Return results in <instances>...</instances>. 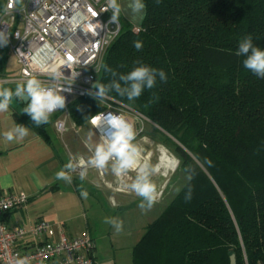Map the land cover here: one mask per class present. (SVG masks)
I'll list each match as a JSON object with an SVG mask.
<instances>
[{
  "label": "trees",
  "instance_id": "16d2710c",
  "mask_svg": "<svg viewBox=\"0 0 264 264\" xmlns=\"http://www.w3.org/2000/svg\"><path fill=\"white\" fill-rule=\"evenodd\" d=\"M140 30H123L103 64L124 73L135 62L163 69L167 81L125 103L148 118L169 143L185 184L148 223L132 248V264H264V79L243 67L239 41L264 49V0H144ZM135 41L143 47L137 50ZM5 55L0 52V75ZM112 77L101 69L99 82ZM3 87L15 90L16 86ZM18 125L46 137L13 98ZM17 109V108H14ZM103 107L79 97L71 121L85 125ZM57 115H54L56 118ZM191 175V179H188ZM189 188L190 200L186 199Z\"/></svg>",
  "mask_w": 264,
  "mask_h": 264
},
{
  "label": "built area",
  "instance_id": "2783aa9c",
  "mask_svg": "<svg viewBox=\"0 0 264 264\" xmlns=\"http://www.w3.org/2000/svg\"><path fill=\"white\" fill-rule=\"evenodd\" d=\"M106 2L0 0V31L9 40L0 52L13 56L17 65L14 74L0 75V80L5 82L3 86H16L35 78L47 87L71 88L61 93L66 98L65 108L51 114L57 115L52 125L61 136L70 118L68 106L79 97L99 103L103 110L98 114H122L133 124L143 117L138 110L116 99L107 96L99 101L90 94L95 93L92 85L101 72L95 69L123 30L121 17L118 25L109 23L112 13L104 11ZM131 30L138 32L140 25H133ZM54 73H59V77ZM27 200L22 191L0 194V264H15L16 259L24 257L29 264H94L95 244L88 234L68 237L60 232L55 239L52 226L44 219L29 226L7 227L3 215L24 206ZM26 237L33 239L31 249L19 251L16 245Z\"/></svg>",
  "mask_w": 264,
  "mask_h": 264
},
{
  "label": "crops",
  "instance_id": "0c3cea01",
  "mask_svg": "<svg viewBox=\"0 0 264 264\" xmlns=\"http://www.w3.org/2000/svg\"><path fill=\"white\" fill-rule=\"evenodd\" d=\"M118 2L124 5L127 0H118ZM121 19L123 23L131 26L140 25L142 21V18L132 21L123 13ZM4 64L5 62L3 67ZM3 74L5 73L2 68ZM15 110H19L18 104L12 100L9 111L0 113V194L22 191L27 195L28 200L24 206L10 210L3 215L6 226H29L37 219H44L52 226L55 239L60 232L68 237L88 234L95 244L94 264H132V248L141 237L145 226L152 220L146 224L140 221L142 226L139 228V232H136L131 225L133 220V217L130 218L131 215L114 218L123 222L122 230L117 231L110 224L108 228L110 250L101 251L97 250L96 240L92 235L93 227L87 218L86 211L88 207L93 206L94 201H99L97 196L109 203L111 207L119 209L127 208L135 201H142V198L132 190L124 188L125 186L120 181L121 178L112 173L111 162L109 163L110 167L106 169L107 172L105 169L100 170L92 167L89 164L90 157L86 150L78 152L76 156L69 154L62 148L57 134L51 138L45 131L46 137H43L32 127L26 126L29 129L26 137L14 139L11 142L6 141L4 133L14 129L18 124L13 116ZM86 125L87 123L83 126H76L73 122L72 124L67 123L64 134L68 135L71 132L78 137L79 134L76 131ZM89 127L90 129H88ZM89 127H85L83 132L89 133L90 130H93L97 135L94 138L88 137L91 141L90 151L93 155L95 145L101 141L100 134L102 135L108 130L105 129L103 123L100 129L97 128L100 134L95 127V129L93 128L91 122ZM163 155L170 159L161 150L157 166L164 163V168H170L163 161ZM69 160H72L80 169V175H77L75 171L69 172L72 177L71 183L56 178V173L60 170L69 171L64 167ZM82 171L85 173L83 179L81 178ZM87 187L93 189L94 192H90L86 189ZM83 191L88 193L87 198L81 195ZM32 241L31 237H26L17 243L16 247L19 251H28L31 249Z\"/></svg>",
  "mask_w": 264,
  "mask_h": 264
},
{
  "label": "clouds",
  "instance_id": "9594fccd",
  "mask_svg": "<svg viewBox=\"0 0 264 264\" xmlns=\"http://www.w3.org/2000/svg\"><path fill=\"white\" fill-rule=\"evenodd\" d=\"M147 5L144 0H127L122 5L118 0H107L104 11H111L109 23L116 25L120 22L123 13L130 20L135 21L146 15ZM9 40L8 35L4 31H0V47L7 46ZM134 47L140 50L143 47L141 41H135ZM236 55L243 56V67L254 74L256 77L264 79V49L254 45L253 38L246 36L239 41ZM39 62V61H38ZM138 66L131 71L117 73L116 70L105 64H100L95 70L99 72L103 69L112 77L107 84L97 81L92 85L95 89L93 94L99 101L104 100L108 94L115 91L119 96L126 97L128 101H134L139 98L145 89H152L157 83V78L161 82L167 81V74L163 69H156L140 62H135ZM56 78L59 73H54ZM5 82L0 80V113L8 112L13 98L22 101L25 97L29 98V102L24 106L23 113L27 114L34 125L40 127L49 123L50 116L57 110H62L66 105V98L62 92L71 91L66 87H47L40 80L31 78L26 83H18L15 90L3 87ZM104 123L108 129L106 133H102L100 143L95 145L93 155L89 158V164L100 170L107 169L111 162V171L117 177H121L130 171H136V176L128 187L139 197L142 202L139 205L145 207V203L150 208L157 199V187L150 179L151 175L159 171V166H152L149 162H141L142 148L133 143L137 132L132 122H129L122 114L108 113L96 114L91 117V124L99 128ZM29 133V129L24 125H18L4 133L6 141L14 139H23ZM65 170L56 173L58 180H64L71 183L72 177L70 171H74L77 167L72 160L64 166ZM85 173L81 172L83 179ZM189 175L188 179H191ZM81 195L87 198L88 193L83 191ZM192 190L189 188L185 198L190 200ZM105 223L113 225L117 231H121L123 227L122 221L114 218H105ZM15 264H29L27 257L18 258Z\"/></svg>",
  "mask_w": 264,
  "mask_h": 264
},
{
  "label": "rangeland",
  "instance_id": "374dc122",
  "mask_svg": "<svg viewBox=\"0 0 264 264\" xmlns=\"http://www.w3.org/2000/svg\"><path fill=\"white\" fill-rule=\"evenodd\" d=\"M5 58V64L3 67L4 73L14 74L17 69L14 57L11 55H7L5 56ZM54 119V116H50L49 124L46 127L48 135L53 138L55 137V134H57V138H59L58 141H60L59 143H61L62 148L65 149V151H67L69 154L76 156L78 152H85L86 150L88 156L91 157L92 153L90 150L92 146L90 145L91 141L88 137L94 138L97 137V135L93 132V130H90L91 132L89 133L83 132L85 127H89V120L85 122L87 123V125L84 126V128L76 131L79 134L78 137L74 136L71 132H69L68 135L64 134L61 137V135H59L55 131L52 125V121ZM67 123L72 124L70 118L68 119ZM134 126L137 135L133 143H137L143 150L141 154V161H147L152 166H157L159 163L161 150H163L165 154L170 158L172 167L170 166V168H160L158 172L151 175L150 179L153 183H155L158 195L156 203H153L150 208L147 206L146 202H144L145 207L141 208L139 206L142 202L141 200L135 201L127 208H113L109 205V203L103 201V199L101 200L99 196H97L99 201H94L91 208L86 207L87 218L88 220H90L91 226L93 227L92 235L96 240L97 250H110V238L108 237V228L110 224L104 222L105 218L117 219L118 217H129L131 215L130 218L132 219L133 217L131 223L132 228H134V231L139 232V228L142 226V223L140 221H143V223L146 224L156 218L187 180V178L179 170H177V158L167 148L169 147V143L165 142L166 145H164L162 143L155 142L152 139L153 137H156L164 140V136L154 130L155 125L148 118L141 116L138 118V120H136ZM88 129H90V127ZM60 137L62 138V140ZM74 171L77 175H80V169L78 167H76ZM135 176L136 171L128 172L127 174L120 177V181L123 183L122 185L125 186L124 188L130 189L128 185L133 182ZM86 189H88L90 192H94V190L89 187H87ZM89 201L91 202V200Z\"/></svg>",
  "mask_w": 264,
  "mask_h": 264
},
{
  "label": "bare ground",
  "instance_id": "6f19581e",
  "mask_svg": "<svg viewBox=\"0 0 264 264\" xmlns=\"http://www.w3.org/2000/svg\"><path fill=\"white\" fill-rule=\"evenodd\" d=\"M95 128H96V127H95ZM96 129H97V128H96ZM97 131H98V133L100 134V132H99L98 129H97ZM100 136H101V134H100ZM162 159H163L164 162L167 163V165H168L169 167H170V166L172 167V165H171V160H170V159H167V158L165 157V155L162 156ZM163 165L165 166L164 163H162L161 165H159V169H160V168H163V167H164ZM78 168H79V167H78Z\"/></svg>",
  "mask_w": 264,
  "mask_h": 264
},
{
  "label": "water",
  "instance_id": "95a60500",
  "mask_svg": "<svg viewBox=\"0 0 264 264\" xmlns=\"http://www.w3.org/2000/svg\"><path fill=\"white\" fill-rule=\"evenodd\" d=\"M29 101V98L25 97L22 102L24 104H26ZM177 164H178V160H177ZM230 264H235V258L234 255H230Z\"/></svg>",
  "mask_w": 264,
  "mask_h": 264
}]
</instances>
